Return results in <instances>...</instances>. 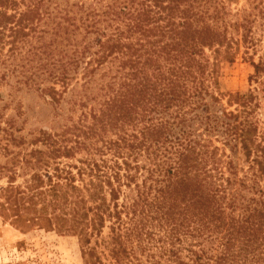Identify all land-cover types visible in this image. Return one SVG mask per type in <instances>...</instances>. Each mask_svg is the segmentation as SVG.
I'll use <instances>...</instances> for the list:
<instances>
[{
	"label": "trees",
	"instance_id": "trees-1",
	"mask_svg": "<svg viewBox=\"0 0 264 264\" xmlns=\"http://www.w3.org/2000/svg\"><path fill=\"white\" fill-rule=\"evenodd\" d=\"M242 1L97 0L52 18L43 0H0L6 61L39 25L62 21L43 52H28L39 66L27 80L56 104L75 81L85 108L97 105L69 129L70 146L41 134L48 149L25 159L33 173L23 184L8 177L0 217L21 232L77 237L85 264H264L259 106L218 82L219 64L264 18V0ZM77 32L93 43L72 42Z\"/></svg>",
	"mask_w": 264,
	"mask_h": 264
},
{
	"label": "rangeland",
	"instance_id": "rangeland-1",
	"mask_svg": "<svg viewBox=\"0 0 264 264\" xmlns=\"http://www.w3.org/2000/svg\"><path fill=\"white\" fill-rule=\"evenodd\" d=\"M43 2L45 4L43 11L48 8V12L53 13L52 18H55L57 10L64 11L66 8H72V5H75L74 11L78 10L77 6L82 5L86 8L95 7L97 0H43ZM244 4L245 0L242 1V5ZM21 7L24 10L23 5ZM57 23L62 21L56 20L50 25L45 23L39 25V31L44 28L49 31L44 35L46 37L44 41L37 39L38 36L41 37L37 30L31 35L30 41L27 39L19 43L14 51L17 53L15 59L6 61L9 46L0 47V52H3L0 55V191L8 185L10 175L16 177L18 185L29 179L33 168H25L27 166L25 159L37 149H48L42 144V138L40 139L43 132L58 135L62 146H70L72 135L69 129L77 123L83 111L88 112L92 106H97L89 102V107L85 108L80 100L83 93L75 81L61 102L56 104L27 80L34 77L32 73L39 66L37 62H29L33 57L29 58L28 52H43L44 49L41 47L51 40V33L54 32L52 27H56ZM251 28L252 43H242L233 62L224 61L219 64L218 82L224 94H253L256 98L255 103L259 106L254 118L259 128L260 139L264 141V18L257 19ZM72 36H70L72 42H79L81 46L93 43L94 36H86L85 32H77L75 37ZM57 47L59 51L64 44ZM71 48L70 42L68 50ZM25 53H28L26 57ZM258 63H261L262 67L259 74H256L253 64ZM109 66L110 64H107V68ZM52 85L54 84L50 79L42 83V86ZM57 88L63 90L60 85H57ZM223 106L228 111L235 108L228 107L226 100ZM108 138L115 139L116 136L109 134L104 140ZM101 146V142L96 145L98 148ZM219 146L222 148L220 144ZM227 151L236 165L247 169L244 157L237 150L233 153ZM86 156H88L86 151L77 154V158ZM61 163L67 164L70 160L62 158ZM108 234L109 230L106 229L104 237ZM0 264H85V261L77 237L37 229L21 232L0 217Z\"/></svg>",
	"mask_w": 264,
	"mask_h": 264
}]
</instances>
